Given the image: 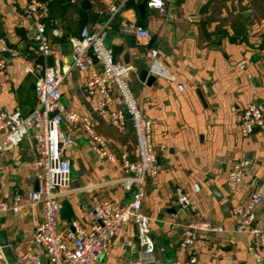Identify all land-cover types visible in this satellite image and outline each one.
<instances>
[{
  "label": "crops",
  "instance_id": "0c3cea01",
  "mask_svg": "<svg viewBox=\"0 0 264 264\" xmlns=\"http://www.w3.org/2000/svg\"><path fill=\"white\" fill-rule=\"evenodd\" d=\"M28 1L0 0V37L7 46V50L0 51V59L6 60L5 68L0 70V108L23 114L35 107L36 80L49 66L48 57L37 48L33 21L22 9ZM41 1L50 8L48 32L57 51L53 59L68 71L60 86L61 102L65 108L89 117L96 134L108 142L116 157L114 163L99 158L80 122L62 124L75 142L64 152L72 171L70 192L62 199L68 204L59 214V229L72 230L73 221L89 226L90 212L99 200L125 204L131 199L117 180L123 174L121 155L137 159L132 122L128 119L122 129L107 115L94 112L96 95L86 90L90 73L72 67V40L81 35L84 26L98 30L106 25V44L114 49L116 59L125 63L124 54L130 52L129 64L134 71L129 85L154 125L153 142L160 170L147 181L143 207L152 219L151 231L157 245L149 264H264V250L256 236L236 231L238 206L264 180V134L254 129L243 137L239 125L247 103L264 104V0H165L164 12L148 6L142 11L139 6L144 0ZM111 4L119 8L114 15L109 11ZM88 5L99 13L98 17L91 16ZM138 24L150 31L175 81L149 73L145 48L134 31ZM240 62L246 67H239ZM145 69L148 76L142 79ZM115 97L116 106L122 107L119 94ZM38 158L32 134L19 146L0 153L4 197L9 203L17 192L23 197L20 214H0V229L6 230L13 247L4 252L8 261L29 252L45 259V252L33 241L42 217L41 205L27 197L40 184ZM242 160L250 164L243 182L232 190L229 168ZM195 184L200 191H195ZM178 187L194 200L188 209L181 208L177 200ZM204 220L225 231L208 233L206 241L197 246V261L191 263L190 251L180 250L179 242L189 224ZM253 225L264 228V200L256 209ZM136 235L135 224L122 225L101 260L105 264H125L138 258L139 252L130 247ZM254 252L262 256L261 262Z\"/></svg>",
  "mask_w": 264,
  "mask_h": 264
},
{
  "label": "built area",
  "instance_id": "2783aa9c",
  "mask_svg": "<svg viewBox=\"0 0 264 264\" xmlns=\"http://www.w3.org/2000/svg\"><path fill=\"white\" fill-rule=\"evenodd\" d=\"M165 0H147V6L164 12ZM26 17L32 19L36 32L35 41L38 50L46 57L56 56L57 51L51 44L48 32V3L41 0H30L23 4ZM118 6L111 4L109 11L114 15ZM134 31L149 62V73L155 77L175 81L176 77L160 57L159 48L153 44L150 31L143 25L134 26ZM108 27L91 30L84 26L81 35L72 40L73 68L87 70L90 76L86 82V90L96 95L94 112L107 115L110 121L122 129L128 119L131 120L136 133L138 155L135 161L123 153L121 155L122 176L117 182L131 194L125 204H117L112 200L95 202L90 212L92 222L82 226L78 221L72 222V230L63 231L58 227L61 201L70 192L72 164L64 155L66 148L75 142L63 129L65 122H80L85 134L91 140L93 152L101 159L115 162L116 157L108 142L93 129L91 120L78 112L65 108L61 102L60 86L65 80L67 70L60 61L47 66L35 83L36 105L23 114L20 111L7 112L0 108V153L19 146L26 136L32 134L39 150L37 178L39 187L27 194L28 199L41 205L42 217L33 232V241L45 252V259L38 253H26L16 262L6 259L0 247V264H105L101 258L108 250L109 242L122 225L132 222L137 229L136 239L130 247L139 252L138 258L125 264H149L157 249L152 236L151 217L144 212V200L147 194V181L155 178L160 170L155 145L153 142V122L139 106L138 99L130 88L129 79L134 66L123 63L115 57L114 49L106 44ZM7 50L5 40L0 37V51ZM6 60L0 59V70L5 68ZM239 67L245 68V62ZM33 72V68H28ZM184 89L182 84H179ZM116 93L119 94L122 107L116 106ZM53 114V115H52ZM240 133L248 137L254 129L264 134V109L257 102L246 104L240 116ZM249 160L231 164L228 173L229 184L235 190L242 182L249 166ZM200 191L198 184L194 185ZM177 200L183 209L193 205V198L181 187L176 189ZM22 195L17 192L9 203L4 197L1 187L0 169V214L13 212L20 214ZM264 200V180L251 192L248 200L237 208V232H250L258 239L264 250V228L255 227L256 209ZM222 226L210 221L191 223L186 227L184 236L179 242L180 250L190 251V261H197V246L206 241V235L224 232ZM258 262L262 256L254 252ZM175 264H182L177 261Z\"/></svg>",
  "mask_w": 264,
  "mask_h": 264
},
{
  "label": "water",
  "instance_id": "95a60500",
  "mask_svg": "<svg viewBox=\"0 0 264 264\" xmlns=\"http://www.w3.org/2000/svg\"><path fill=\"white\" fill-rule=\"evenodd\" d=\"M88 9H90V14H91V16H93V17H98L99 16V13L98 12H95V11H93L92 10V6L91 5H88V7H87ZM139 8L143 11H145V9L147 8V0H144L143 2H141V4H140V6H139ZM164 50V49H163ZM165 52H166V50H164ZM130 57H131V55H130V52L129 51H126V53L124 54V61H125V63L126 64H129V62H130ZM48 61H49V66H51V65H53V63H54V59H53V57L52 56H49L48 57ZM148 76V70H144L143 71V73H142V79L144 78V77H147ZM152 77V76H151ZM152 78H154V76L152 77ZM263 108H264V104H263ZM53 115V114H52ZM67 202H65V201H62L61 202V210H60V212L61 213H63V210H64V208L67 206ZM71 216H73V214H71ZM0 246L2 247V249H3V251L4 252H9V251H11V249L13 248L11 245H10V241H9V239H8V237H7V232H6V230H1L0 229ZM16 262L17 261V258H16V256H14V257H12L11 258V260L9 261V262Z\"/></svg>",
  "mask_w": 264,
  "mask_h": 264
}]
</instances>
